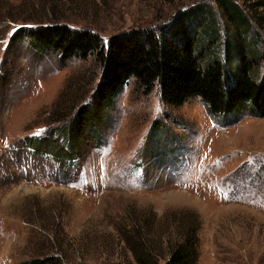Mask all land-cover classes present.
<instances>
[{"label":"rangeland","instance_id":"1","mask_svg":"<svg viewBox=\"0 0 264 264\" xmlns=\"http://www.w3.org/2000/svg\"><path fill=\"white\" fill-rule=\"evenodd\" d=\"M196 6L210 8L219 31L202 49L204 65L225 54L229 24L214 0H0V264H136L119 231L142 221L137 228L160 255L181 216L198 223L195 264H264V117L248 107L212 114L198 97L168 106L157 86L145 92L129 78L109 105L70 122L90 102L97 62L61 61L9 39L17 28L58 22L106 42L190 12L200 37L211 18ZM260 33L238 38L261 55L251 63L258 80ZM225 48L231 59L238 45Z\"/></svg>","mask_w":264,"mask_h":264},{"label":"trees","instance_id":"2","mask_svg":"<svg viewBox=\"0 0 264 264\" xmlns=\"http://www.w3.org/2000/svg\"><path fill=\"white\" fill-rule=\"evenodd\" d=\"M214 1L229 24L221 41L225 54L208 55L204 65L200 64L199 58L202 49L219 38V31L210 8L201 6L196 7L210 16L211 26L209 33L200 37L194 30L200 24L190 18L193 16L190 12L183 17L178 16L173 23H177L176 27L172 24L164 28H129L109 36L106 42L88 28H70L58 22L17 28L9 39L26 38L34 52L39 55L57 53L61 61L90 56L97 62L100 75L89 93L90 102L80 104L75 114L66 116L70 122L76 119L84 121L90 108H96L98 104L109 105L129 78H133L145 92L157 86L160 100L168 106H179L190 97H198L212 114H236L248 107L252 115L264 117V70L258 80L254 72L256 67H251L252 62L256 66V57L261 55L248 43L247 48L242 46L238 39L240 34H246L250 29L261 32L264 37V0H241L243 6L234 0ZM234 41L238 49L230 59L227 55L229 49L225 47ZM258 42L254 37L255 45ZM231 60L237 62L234 64L236 72L228 76L230 80L226 83L224 62L232 64ZM183 217L186 218L181 216L179 225L175 227L174 239L171 242L165 239L160 255L155 253L157 249L146 234L137 228V222L142 221H133L128 230L121 229L120 237L136 264H195L198 223L189 219L184 223ZM36 262L40 263L30 260L22 264H39Z\"/></svg>","mask_w":264,"mask_h":264},{"label":"water","instance_id":"3","mask_svg":"<svg viewBox=\"0 0 264 264\" xmlns=\"http://www.w3.org/2000/svg\"><path fill=\"white\" fill-rule=\"evenodd\" d=\"M28 27V26H27Z\"/></svg>","mask_w":264,"mask_h":264}]
</instances>
